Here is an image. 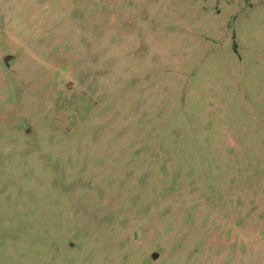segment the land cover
<instances>
[{
	"label": "rangeland",
	"instance_id": "1",
	"mask_svg": "<svg viewBox=\"0 0 264 264\" xmlns=\"http://www.w3.org/2000/svg\"><path fill=\"white\" fill-rule=\"evenodd\" d=\"M0 264H264V0H0Z\"/></svg>",
	"mask_w": 264,
	"mask_h": 264
},
{
	"label": "water",
	"instance_id": "2",
	"mask_svg": "<svg viewBox=\"0 0 264 264\" xmlns=\"http://www.w3.org/2000/svg\"><path fill=\"white\" fill-rule=\"evenodd\" d=\"M7 59H8V56H5V57H4L5 62H7ZM155 255H156V253H153V254H152V257H155Z\"/></svg>",
	"mask_w": 264,
	"mask_h": 264
}]
</instances>
